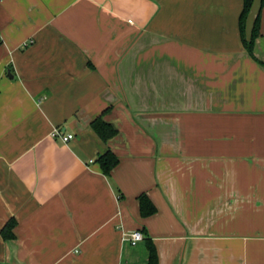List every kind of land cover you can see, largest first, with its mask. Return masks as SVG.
<instances>
[{
    "label": "crops",
    "instance_id": "1",
    "mask_svg": "<svg viewBox=\"0 0 264 264\" xmlns=\"http://www.w3.org/2000/svg\"><path fill=\"white\" fill-rule=\"evenodd\" d=\"M242 7L0 0V264H264V0L257 60Z\"/></svg>",
    "mask_w": 264,
    "mask_h": 264
},
{
    "label": "trees",
    "instance_id": "2",
    "mask_svg": "<svg viewBox=\"0 0 264 264\" xmlns=\"http://www.w3.org/2000/svg\"><path fill=\"white\" fill-rule=\"evenodd\" d=\"M252 1L253 0H243V7L239 14V32L244 49L253 59L257 60L253 53V47H254L255 39L259 35L260 12L263 5V0H260V10L254 22L251 38L250 40H247L245 38V33H244L245 20L249 12V8L251 6ZM91 127L95 131V133L100 137V139L103 141H107L113 138L118 133L117 128L112 123L103 120L102 114L96 117L91 122ZM96 162H98V164L100 165L103 174L109 176L111 170L118 163V157L111 150L108 149L102 154L98 155V157L96 158ZM139 207H140V213L143 216H148L155 212L154 205L144 194H141L139 196ZM13 225H14V221L10 220L2 227L0 233L3 239L6 240L14 237V234L12 233ZM149 252H150V263L153 264L155 263L156 253L152 245H149Z\"/></svg>",
    "mask_w": 264,
    "mask_h": 264
},
{
    "label": "built area",
    "instance_id": "3",
    "mask_svg": "<svg viewBox=\"0 0 264 264\" xmlns=\"http://www.w3.org/2000/svg\"><path fill=\"white\" fill-rule=\"evenodd\" d=\"M50 136L53 138H59L62 142H67L73 138L72 134L62 133L58 128H53L50 132ZM122 238L128 240L132 245H134L143 239V234L140 230H134L123 233Z\"/></svg>",
    "mask_w": 264,
    "mask_h": 264
},
{
    "label": "water",
    "instance_id": "4",
    "mask_svg": "<svg viewBox=\"0 0 264 264\" xmlns=\"http://www.w3.org/2000/svg\"><path fill=\"white\" fill-rule=\"evenodd\" d=\"M260 10V0H253L245 20V38L250 40L256 16Z\"/></svg>",
    "mask_w": 264,
    "mask_h": 264
}]
</instances>
